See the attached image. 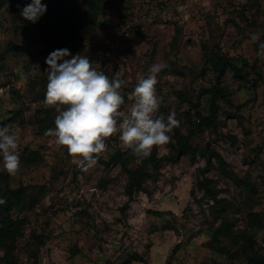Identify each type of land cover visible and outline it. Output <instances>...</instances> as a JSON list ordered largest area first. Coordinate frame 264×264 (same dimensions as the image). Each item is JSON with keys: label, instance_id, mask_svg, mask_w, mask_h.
Returning a JSON list of instances; mask_svg holds the SVG:
<instances>
[{"label": "rangeland", "instance_id": "obj_1", "mask_svg": "<svg viewBox=\"0 0 264 264\" xmlns=\"http://www.w3.org/2000/svg\"><path fill=\"white\" fill-rule=\"evenodd\" d=\"M47 1L31 23L21 12L32 0H0V84L10 85L0 101V128L19 129L21 136L19 174L9 175L2 158L0 172L32 200L20 213L12 211L24 219L22 236L8 249L0 246V264H34L35 254V264H248L245 257L253 253V264H264V58L257 56L264 0H108L109 10L98 17L103 27L90 31L83 22L82 55L110 79L126 81L122 111L150 65H168L157 76L159 114L176 113L180 126L170 142H184L186 152L171 163L169 144L154 147L162 162L157 171L149 168L144 189L131 201L119 164L82 171L44 135L57 115L42 104L45 60L63 45L57 9H48ZM80 7L86 9L85 0ZM252 34L257 43L249 42ZM105 46L114 59L105 58ZM217 55L226 61L222 71L213 65ZM216 90L222 96L205 124ZM106 143L105 161L116 151L133 156L118 135ZM207 143L224 169L213 156L205 168ZM139 163L131 159L129 167ZM204 177L215 199L201 188ZM222 223L238 241L215 235Z\"/></svg>", "mask_w": 264, "mask_h": 264}, {"label": "clouds", "instance_id": "obj_2", "mask_svg": "<svg viewBox=\"0 0 264 264\" xmlns=\"http://www.w3.org/2000/svg\"><path fill=\"white\" fill-rule=\"evenodd\" d=\"M41 0H32L21 12L23 19L35 23L44 14ZM260 37L252 34L250 43ZM257 56L264 58V42L258 44ZM70 57V58H69ZM60 62V63H58ZM47 84L42 104L54 108V127L44 135L66 150L80 170L94 167L101 154L108 151L106 141L118 135L126 150L138 158L151 155L154 147L167 145L171 133L180 126L176 113L159 114L161 98L156 91L158 74L168 65H150L148 74L141 75L130 94L126 110L121 89L126 81L110 77L93 67L85 54L71 55L68 49H58L45 60ZM19 129L0 128V158L3 169L11 176L21 170ZM0 203H4L0 200Z\"/></svg>", "mask_w": 264, "mask_h": 264}, {"label": "trees", "instance_id": "obj_3", "mask_svg": "<svg viewBox=\"0 0 264 264\" xmlns=\"http://www.w3.org/2000/svg\"><path fill=\"white\" fill-rule=\"evenodd\" d=\"M87 5L86 9L83 10L80 7V0H48L46 5L48 9H57L56 14V24L60 27L62 32L63 45L62 49H68L71 55L78 53H83V38L81 36V28L83 22H87L90 31H95V29H100L103 27V24L98 21V17L106 10H109V1L108 0H85ZM124 12H129L128 6L124 7ZM127 15H123V19H126ZM126 29L130 30L131 27L126 24ZM104 51L108 49L107 46L104 47ZM104 55V53H103ZM70 58V57H69ZM215 68L222 71L226 66V61L224 58L217 55V61L213 64ZM232 69L239 72L234 65H229ZM112 77V75H110ZM1 85V84H0ZM255 88V84L253 83ZM217 96H222L220 90H216L211 99V112L212 114L207 118H202L205 124H211V116L216 111V98ZM252 101L248 100L245 103L237 106V109H242L247 107ZM170 148L175 152V156L168 157L167 160L171 163H176L179 156L185 154V143L181 142L179 146L173 145L171 142L168 143ZM203 152L208 156L205 168L211 165V157L213 156L218 163V166L221 169H224L227 165L223 158L213 152L206 149H203ZM156 151L153 148L151 155L146 158H138L135 156L128 157L127 151L121 152L116 151L112 156L105 161L102 157L98 158L99 164L109 166L111 164H119L121 170L127 175L126 183V196L128 201L133 200V197L138 191H141L143 188L144 181L148 176L149 168H152L154 171H157L162 159L156 156ZM131 159L139 161L137 167H129V162ZM210 179L204 177L201 188L204 190V193L208 194L210 198L215 199L214 193L209 189ZM0 200H3L4 203H0V246L9 248V246L20 236H22V227L24 225V219L11 216L12 211L20 213L22 211L23 205L32 201L28 194L25 192L24 187L13 189L8 183V176L4 172H0ZM151 214L161 217L166 214L163 211H150ZM252 216H255L254 214ZM254 218V217H253ZM229 227L226 223H222L218 226L215 235L217 236H227L233 241H238V238L229 233ZM39 236H35L34 239L38 240ZM41 244L44 242L40 239ZM248 261V264H253L257 262V255L253 253L250 256L245 257ZM34 264L37 263V255L33 256ZM12 264V263H11ZM16 264V263H13Z\"/></svg>", "mask_w": 264, "mask_h": 264}, {"label": "built area", "instance_id": "obj_4", "mask_svg": "<svg viewBox=\"0 0 264 264\" xmlns=\"http://www.w3.org/2000/svg\"><path fill=\"white\" fill-rule=\"evenodd\" d=\"M123 32H124L125 36H128L127 29H124ZM104 56H105V58H107L109 60H112L115 58L110 49L105 51ZM9 93H10V85H8V84L7 85H0V101L5 95H9Z\"/></svg>", "mask_w": 264, "mask_h": 264}, {"label": "water", "instance_id": "obj_5", "mask_svg": "<svg viewBox=\"0 0 264 264\" xmlns=\"http://www.w3.org/2000/svg\"><path fill=\"white\" fill-rule=\"evenodd\" d=\"M206 149L209 150L208 143L206 144Z\"/></svg>", "mask_w": 264, "mask_h": 264}]
</instances>
